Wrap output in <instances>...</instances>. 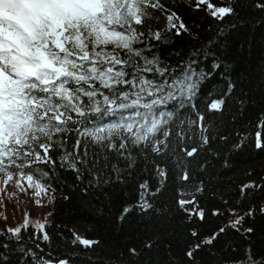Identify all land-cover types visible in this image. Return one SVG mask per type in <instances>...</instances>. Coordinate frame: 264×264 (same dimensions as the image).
<instances>
[{
  "label": "snow or ice",
  "instance_id": "6c2138e0",
  "mask_svg": "<svg viewBox=\"0 0 264 264\" xmlns=\"http://www.w3.org/2000/svg\"><path fill=\"white\" fill-rule=\"evenodd\" d=\"M205 4L209 14L219 19L234 11L231 3L215 7L208 0H196L195 6ZM157 12L166 20L163 29L153 27L161 19ZM173 29L177 36L181 30L188 31L161 0H0V174L7 176L5 183L19 174L28 181L35 177L37 186L50 189V183L38 182L50 181L58 168L73 172L84 185L82 193H88L127 184L138 159L147 164L149 154H170L177 178L189 182L192 176L185 158L197 155L198 147L181 146L185 140H196L202 147L213 135L193 102L204 74L192 59L170 66L158 50L157 45L166 41L164 33ZM224 105L225 98H220L210 109L220 112ZM260 136L257 131L255 147L264 149ZM178 150L182 155H177ZM153 165L163 181L166 170ZM148 187L147 181L139 184V207L145 215L147 210L156 211L145 199ZM254 187L259 186L244 185L241 196L253 195ZM196 190L202 191L199 186ZM191 203L178 201L185 211ZM259 211L264 213V206ZM253 212L250 209L193 245L188 258L227 228L239 230ZM205 214L204 209L198 211L201 220ZM30 223L42 231L47 221L26 219L20 226L0 230V264H7L13 255L19 258L18 264H52L37 251L40 244L31 247L32 237L22 234ZM252 231L248 228L245 233ZM191 235L198 233L191 230ZM40 239L48 242L50 236L43 232ZM73 243L88 247L98 241L77 236ZM129 253L138 255L135 248ZM246 256L237 264H264V257L253 258L250 249ZM58 264L68 262L60 259Z\"/></svg>",
  "mask_w": 264,
  "mask_h": 264
},
{
  "label": "trees",
  "instance_id": "16d2710c",
  "mask_svg": "<svg viewBox=\"0 0 264 264\" xmlns=\"http://www.w3.org/2000/svg\"><path fill=\"white\" fill-rule=\"evenodd\" d=\"M161 2L176 12L188 31L181 30L178 36L175 29L164 33L166 41L157 45L158 50L170 66L192 59L197 71L204 74L193 102L195 111L205 116L213 138L202 147L196 140H185L181 146L187 150L198 147L197 155L185 158L192 176L187 183L177 178L178 169L170 154H149L147 164L138 159L127 184L88 193H82L84 185L71 171L57 168L50 181H39L51 184L47 189L52 196L51 211L44 230L29 224L22 234L32 237L28 241L31 247L39 243L37 251L52 264L60 259L68 264H237L246 260L247 249L253 258L264 257V213L259 211L264 206V149L255 147L257 131L264 144V124L260 123L264 120V0H208L215 7L231 3L233 13L222 19L212 17L206 4L196 7V0ZM156 15L161 19L153 22V27L163 29L166 20L161 13ZM229 85L233 86L231 92ZM220 98H225L222 111L211 110L210 104ZM171 143H177L174 136ZM177 155L182 152L178 150ZM153 162L166 170L163 181L157 177ZM144 181L149 185L145 199L156 210H147V215L139 207V184ZM249 183L259 187L250 190L253 195L242 197L240 190ZM197 186L202 191H197ZM179 200L192 203L185 205V211ZM125 207L131 209L127 214ZM200 209L206 213L203 220L198 216ZM250 209H254L253 215L245 217L239 230L227 228L211 245L188 258L186 253L193 245ZM213 210L221 214L212 215ZM248 228L253 231L246 234ZM191 230L198 235L193 237ZM43 232L50 241L40 239ZM77 236L98 243L88 247L73 243ZM148 244L152 246L146 247ZM132 248L138 255L129 253ZM18 261L13 255L7 264Z\"/></svg>",
  "mask_w": 264,
  "mask_h": 264
},
{
  "label": "rangeland",
  "instance_id": "374dc122",
  "mask_svg": "<svg viewBox=\"0 0 264 264\" xmlns=\"http://www.w3.org/2000/svg\"><path fill=\"white\" fill-rule=\"evenodd\" d=\"M6 179V175L0 174V229L3 226L15 228L26 219L45 223L52 200L47 189L37 186V181H28L26 176L21 177L19 174H14L8 183H5Z\"/></svg>",
  "mask_w": 264,
  "mask_h": 264
}]
</instances>
